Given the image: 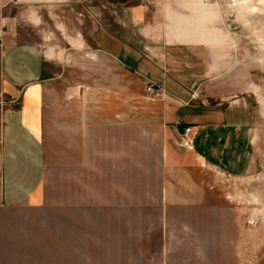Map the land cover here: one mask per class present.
<instances>
[{
    "label": "crops",
    "instance_id": "1",
    "mask_svg": "<svg viewBox=\"0 0 264 264\" xmlns=\"http://www.w3.org/2000/svg\"><path fill=\"white\" fill-rule=\"evenodd\" d=\"M257 6L0 0V264H245L264 187Z\"/></svg>",
    "mask_w": 264,
    "mask_h": 264
},
{
    "label": "rangeland",
    "instance_id": "2",
    "mask_svg": "<svg viewBox=\"0 0 264 264\" xmlns=\"http://www.w3.org/2000/svg\"><path fill=\"white\" fill-rule=\"evenodd\" d=\"M260 0H253V2L255 3V5L259 4ZM260 5L263 7H259L258 8H262L261 11L257 12L253 17V16H248V18H246L245 21V31L248 32L249 28L248 27H259L261 29L264 28V5L262 4V2L260 1ZM248 29V30H247ZM251 32V31H250ZM147 91V90H146ZM262 151L264 150V148H261ZM263 153V152H262ZM264 171V164H261L260 167V172ZM261 218H260V226L255 228L256 234L259 235V242H255L252 243L251 241H248L246 239V260H245V264H264V187H262V192H261ZM252 230L249 227H246V238L247 235H249L248 237L252 236L253 233L251 232ZM52 264H59V259H53L52 260Z\"/></svg>",
    "mask_w": 264,
    "mask_h": 264
},
{
    "label": "built area",
    "instance_id": "3",
    "mask_svg": "<svg viewBox=\"0 0 264 264\" xmlns=\"http://www.w3.org/2000/svg\"><path fill=\"white\" fill-rule=\"evenodd\" d=\"M147 92L153 95H158V96H163L164 92L162 89H160L156 84L154 83H149L147 86ZM13 103V102H12ZM8 103L5 102L4 100H0V113L4 110V107L7 105ZM191 132V128L187 127L184 129L183 136L189 141L190 139L188 138L189 134Z\"/></svg>",
    "mask_w": 264,
    "mask_h": 264
},
{
    "label": "bare ground",
    "instance_id": "4",
    "mask_svg": "<svg viewBox=\"0 0 264 264\" xmlns=\"http://www.w3.org/2000/svg\"><path fill=\"white\" fill-rule=\"evenodd\" d=\"M236 1V0H235ZM246 4L251 2V0H243ZM262 2V4L264 5V0H260Z\"/></svg>",
    "mask_w": 264,
    "mask_h": 264
}]
</instances>
